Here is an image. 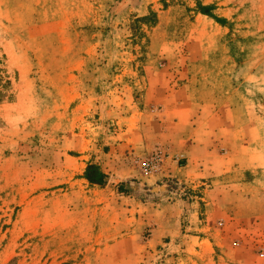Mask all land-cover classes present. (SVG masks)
Masks as SVG:
<instances>
[{
	"label": "rangeland",
	"instance_id": "1",
	"mask_svg": "<svg viewBox=\"0 0 264 264\" xmlns=\"http://www.w3.org/2000/svg\"><path fill=\"white\" fill-rule=\"evenodd\" d=\"M0 76V264H198L181 238L153 246L114 178H83L106 156L128 167L122 135L175 91L221 108L239 163L264 156V0H0ZM171 183L184 200L204 188ZM236 183L256 212L239 201V223H214L212 257L264 264V168Z\"/></svg>",
	"mask_w": 264,
	"mask_h": 264
},
{
	"label": "crops",
	"instance_id": "2",
	"mask_svg": "<svg viewBox=\"0 0 264 264\" xmlns=\"http://www.w3.org/2000/svg\"><path fill=\"white\" fill-rule=\"evenodd\" d=\"M175 93L166 97L168 100L161 113L147 115L145 123L134 125L129 134L125 132L122 135L125 142L121 146L129 152L134 150V154L140 157H147L156 149L166 154L158 172L141 173L128 157V167L126 162H116L108 156L104 158L103 166L98 165L109 179H120L116 183L117 190L121 187L124 192L119 193L132 199L141 223H156L153 246L159 245L162 238H169L170 242L181 238L186 252L200 260L198 264H227L223 258L216 261L212 257L213 244L220 243L223 237V234L212 232L213 225L239 223L236 219L241 210L239 201L247 204L248 211L245 212L248 215L255 214L253 196L257 193L242 187L250 182L236 183V171L264 168V156L248 155L254 159L250 160V167L246 161V166L239 163L236 146L229 147L231 143L236 144V139L229 140L225 133L226 121L221 108L207 100L202 103L201 99L198 101L194 97L174 99ZM123 159L126 160V157ZM128 180L145 191L171 181L184 188H204L197 191L200 195L193 200H184L181 191L170 188L169 191L153 194L151 197L154 199L148 200L129 192L121 182ZM258 218H264V212L258 214ZM181 223L191 225L183 229ZM193 223H206L199 230L204 236L188 231L194 230L191 228Z\"/></svg>",
	"mask_w": 264,
	"mask_h": 264
},
{
	"label": "trees",
	"instance_id": "3",
	"mask_svg": "<svg viewBox=\"0 0 264 264\" xmlns=\"http://www.w3.org/2000/svg\"><path fill=\"white\" fill-rule=\"evenodd\" d=\"M211 9H212V6L210 5L205 6V5H202L200 2L196 1V11L198 13H201L202 15L213 18L214 20L218 21L220 24H224V22H226L225 19H222V18H219L213 15L211 12ZM148 18H149L148 16H144L141 19H139V21H145ZM0 80H1V76H0ZM2 80H3L2 87L4 86L7 87L11 85L9 79H2ZM0 96H2V93H0ZM10 97L11 96H9L8 98ZM83 178L92 186L102 187V186H105L108 182V175L105 174L101 170V167L97 163H93V162H89L87 164L84 170ZM118 189H119V192H124L123 190H121V187H119Z\"/></svg>",
	"mask_w": 264,
	"mask_h": 264
},
{
	"label": "built area",
	"instance_id": "4",
	"mask_svg": "<svg viewBox=\"0 0 264 264\" xmlns=\"http://www.w3.org/2000/svg\"><path fill=\"white\" fill-rule=\"evenodd\" d=\"M165 153L156 149L147 157L133 156V162L141 173L152 174L160 170Z\"/></svg>",
	"mask_w": 264,
	"mask_h": 264
},
{
	"label": "water",
	"instance_id": "5",
	"mask_svg": "<svg viewBox=\"0 0 264 264\" xmlns=\"http://www.w3.org/2000/svg\"><path fill=\"white\" fill-rule=\"evenodd\" d=\"M114 181H116V183L118 181H120V179L118 178H114ZM125 186L126 189L131 192L133 195L135 196H140V198H145V197H151L153 194L155 193H159V192H163V191H169L170 189L172 190V183L171 182H166L163 185L159 186V187H155L153 189H150L148 191H145L143 189L140 188V186L135 183L134 181H121ZM176 186V190H179L180 187H177V184H174ZM170 188V189H169ZM182 192V191H181Z\"/></svg>",
	"mask_w": 264,
	"mask_h": 264
}]
</instances>
